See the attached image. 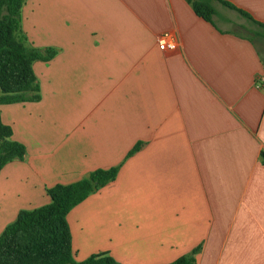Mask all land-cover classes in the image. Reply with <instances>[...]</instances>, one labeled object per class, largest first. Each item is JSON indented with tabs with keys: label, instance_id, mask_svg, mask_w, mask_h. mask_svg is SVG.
<instances>
[{
	"label": "crops",
	"instance_id": "1",
	"mask_svg": "<svg viewBox=\"0 0 264 264\" xmlns=\"http://www.w3.org/2000/svg\"><path fill=\"white\" fill-rule=\"evenodd\" d=\"M188 1L24 0L26 47L55 54L32 63L37 102L0 105L25 148L0 170V234L47 189L118 167L67 214L76 262L264 264V30ZM223 1L264 25V0Z\"/></svg>",
	"mask_w": 264,
	"mask_h": 264
},
{
	"label": "trees",
	"instance_id": "2",
	"mask_svg": "<svg viewBox=\"0 0 264 264\" xmlns=\"http://www.w3.org/2000/svg\"><path fill=\"white\" fill-rule=\"evenodd\" d=\"M233 9L259 28V24L245 12L223 0L188 1L196 16L211 23L212 2ZM24 0H0V105L37 102L39 87L32 71L34 61H48L54 51L41 52L26 47L21 33L20 10ZM264 38V35H263ZM12 130L0 119V170L9 162L22 160L25 148L11 140ZM135 145L127 157L138 150ZM118 167L97 169L77 182L57 184L46 190L50 202L33 210L18 212L16 219L0 234V264H117L113 258L101 253L81 262L73 259L71 235L67 214L90 194L117 175ZM195 249L190 255L177 258L169 264H194Z\"/></svg>",
	"mask_w": 264,
	"mask_h": 264
},
{
	"label": "built area",
	"instance_id": "3",
	"mask_svg": "<svg viewBox=\"0 0 264 264\" xmlns=\"http://www.w3.org/2000/svg\"><path fill=\"white\" fill-rule=\"evenodd\" d=\"M156 45L160 51L168 53L174 52L177 49L176 42L168 33H163L159 35L156 39ZM262 81L263 79H259V82H257L256 87H259L260 82Z\"/></svg>",
	"mask_w": 264,
	"mask_h": 264
}]
</instances>
